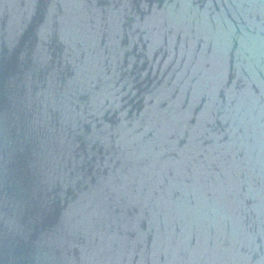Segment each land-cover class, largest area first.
<instances>
[{
  "label": "water",
  "instance_id": "obj_1",
  "mask_svg": "<svg viewBox=\"0 0 264 264\" xmlns=\"http://www.w3.org/2000/svg\"><path fill=\"white\" fill-rule=\"evenodd\" d=\"M0 264H264V0H0Z\"/></svg>",
  "mask_w": 264,
  "mask_h": 264
}]
</instances>
